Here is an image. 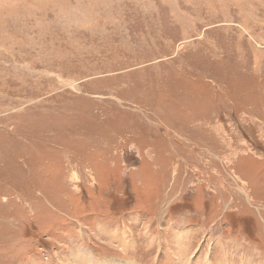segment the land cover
<instances>
[{"label": "rangeland", "instance_id": "374dc122", "mask_svg": "<svg viewBox=\"0 0 264 264\" xmlns=\"http://www.w3.org/2000/svg\"><path fill=\"white\" fill-rule=\"evenodd\" d=\"M0 264H264V0L0 1Z\"/></svg>", "mask_w": 264, "mask_h": 264}, {"label": "bare ground", "instance_id": "6f19581e", "mask_svg": "<svg viewBox=\"0 0 264 264\" xmlns=\"http://www.w3.org/2000/svg\"><path fill=\"white\" fill-rule=\"evenodd\" d=\"M0 1H3V0H0ZM3 4V3H2ZM97 16V15H96Z\"/></svg>", "mask_w": 264, "mask_h": 264}]
</instances>
